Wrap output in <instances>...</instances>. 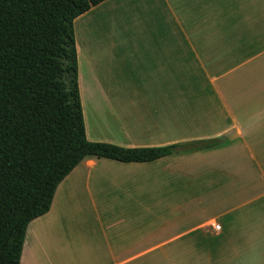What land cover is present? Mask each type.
Instances as JSON below:
<instances>
[{
  "label": "crops",
  "instance_id": "crops-1",
  "mask_svg": "<svg viewBox=\"0 0 264 264\" xmlns=\"http://www.w3.org/2000/svg\"><path fill=\"white\" fill-rule=\"evenodd\" d=\"M74 26L89 141L224 143L87 157L20 264H264V0H106Z\"/></svg>",
  "mask_w": 264,
  "mask_h": 264
},
{
  "label": "trees",
  "instance_id": "trees-1",
  "mask_svg": "<svg viewBox=\"0 0 264 264\" xmlns=\"http://www.w3.org/2000/svg\"><path fill=\"white\" fill-rule=\"evenodd\" d=\"M106 0H0V264H20L28 227L87 157L147 163L221 138L124 148L88 140L75 20Z\"/></svg>",
  "mask_w": 264,
  "mask_h": 264
},
{
  "label": "built area",
  "instance_id": "built-area-1",
  "mask_svg": "<svg viewBox=\"0 0 264 264\" xmlns=\"http://www.w3.org/2000/svg\"><path fill=\"white\" fill-rule=\"evenodd\" d=\"M218 228V227H217Z\"/></svg>",
  "mask_w": 264,
  "mask_h": 264
}]
</instances>
